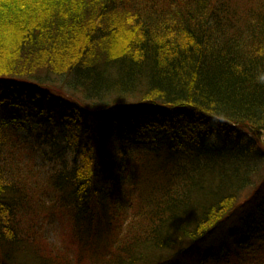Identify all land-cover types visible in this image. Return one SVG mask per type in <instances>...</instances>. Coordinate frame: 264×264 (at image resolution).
Returning a JSON list of instances; mask_svg holds the SVG:
<instances>
[{"label": "trees", "instance_id": "16d2710c", "mask_svg": "<svg viewBox=\"0 0 264 264\" xmlns=\"http://www.w3.org/2000/svg\"><path fill=\"white\" fill-rule=\"evenodd\" d=\"M57 211L101 264H259L264 0H0V264H62Z\"/></svg>", "mask_w": 264, "mask_h": 264}, {"label": "rangeland", "instance_id": "374dc122", "mask_svg": "<svg viewBox=\"0 0 264 264\" xmlns=\"http://www.w3.org/2000/svg\"><path fill=\"white\" fill-rule=\"evenodd\" d=\"M28 113L29 111L27 114ZM21 126L24 128V130H28L24 123ZM40 128L41 125L32 126L33 132H40ZM13 131L16 132L14 135L19 136L21 139V144L18 148V154L16 157L17 164L19 165L18 167L21 168L20 170L32 172V175H34V178H32L31 181L32 186L36 184L40 186L42 182H45L48 192L44 193L45 198L49 197L53 200H60L59 195L56 194L54 190H50L48 188L50 181L46 179L49 178V176L45 175L40 177V174L42 172H48L49 170L52 173L56 168H62L63 165H55L54 163H48L46 165V163H42V157H37V161L34 156L29 157V154L33 155V152H36L38 147L35 145L32 146L33 141L27 137L28 135L25 131H18L17 129ZM42 136L45 137V135ZM44 140L46 142L48 141L46 137L42 139V141ZM40 190L43 191L42 189ZM33 221L35 222L36 226L41 229H38V231L41 232L43 239H45V243L42 245H47V247H45L46 249H52L57 252V254L55 253L57 260L60 259L59 262H62V264H101V261L97 260L96 255L98 253L104 252L105 248L107 247V243L105 241L106 234L100 240H98V243L95 245H90L86 238L83 241L81 240V237L75 236L74 238V233L81 232L82 230L80 231L78 228H76L72 217L68 215V213H64V211H57L52 213V215L42 212L41 214H38ZM81 233L85 234L87 237H90L89 233L86 231ZM21 235H23L25 240L30 239L32 236L30 240H27L24 243L25 248L29 250L28 247L33 243L34 235H30L28 232ZM95 240H97V238H95ZM47 254H50V250ZM250 258L256 259L257 257L250 256ZM263 259L264 256L259 259V264ZM253 264H256V260Z\"/></svg>", "mask_w": 264, "mask_h": 264}]
</instances>
